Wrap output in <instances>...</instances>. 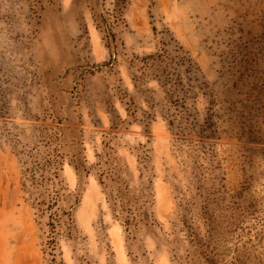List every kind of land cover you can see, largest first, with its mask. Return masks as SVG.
Masks as SVG:
<instances>
[{"label":"rangeland","instance_id":"obj_1","mask_svg":"<svg viewBox=\"0 0 264 264\" xmlns=\"http://www.w3.org/2000/svg\"><path fill=\"white\" fill-rule=\"evenodd\" d=\"M0 264H264V0H0Z\"/></svg>","mask_w":264,"mask_h":264},{"label":"trees","instance_id":"obj_2","mask_svg":"<svg viewBox=\"0 0 264 264\" xmlns=\"http://www.w3.org/2000/svg\"><path fill=\"white\" fill-rule=\"evenodd\" d=\"M172 52L174 55L165 49L164 53L144 58L142 66L139 68L142 76H147L148 73L152 71V74L158 78L160 83H163L166 86L171 85V89H173L176 86L183 87L181 81L183 79L182 76L185 75L188 80V85L194 87L190 82H197L198 79L193 75L195 69L193 68L194 66L191 63V60L185 56V53L183 55L180 49H174ZM169 70H173V73ZM173 90L177 89L175 88ZM184 115L187 116V119L190 118L186 113ZM192 123L195 125L193 121ZM192 123H190V125H192Z\"/></svg>","mask_w":264,"mask_h":264}]
</instances>
